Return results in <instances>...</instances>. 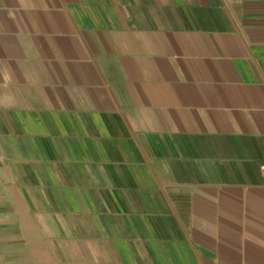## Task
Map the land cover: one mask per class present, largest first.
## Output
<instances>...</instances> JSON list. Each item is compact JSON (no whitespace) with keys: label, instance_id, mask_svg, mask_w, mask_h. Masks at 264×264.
<instances>
[{"label":"crops","instance_id":"obj_1","mask_svg":"<svg viewBox=\"0 0 264 264\" xmlns=\"http://www.w3.org/2000/svg\"><path fill=\"white\" fill-rule=\"evenodd\" d=\"M264 0H0V264H264Z\"/></svg>","mask_w":264,"mask_h":264},{"label":"built area","instance_id":"obj_2","mask_svg":"<svg viewBox=\"0 0 264 264\" xmlns=\"http://www.w3.org/2000/svg\"><path fill=\"white\" fill-rule=\"evenodd\" d=\"M262 170L264 171V163L261 165Z\"/></svg>","mask_w":264,"mask_h":264}]
</instances>
